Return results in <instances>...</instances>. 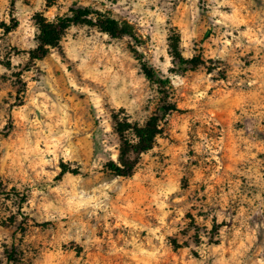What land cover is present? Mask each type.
<instances>
[{
    "label": "rangeland",
    "instance_id": "obj_1",
    "mask_svg": "<svg viewBox=\"0 0 264 264\" xmlns=\"http://www.w3.org/2000/svg\"><path fill=\"white\" fill-rule=\"evenodd\" d=\"M78 7L134 37L75 24L31 63ZM154 115L116 176L117 127ZM0 183V264H264V0H0Z\"/></svg>",
    "mask_w": 264,
    "mask_h": 264
},
{
    "label": "trees",
    "instance_id": "obj_2",
    "mask_svg": "<svg viewBox=\"0 0 264 264\" xmlns=\"http://www.w3.org/2000/svg\"><path fill=\"white\" fill-rule=\"evenodd\" d=\"M15 1V0H13ZM86 23L97 27L102 32L113 38L123 36H132V26L127 22H121L116 18L105 14L101 11L94 10L89 7L72 8L69 14L57 18L52 22H43L40 26V34L37 38L35 48L28 51L29 60L31 63L44 59L51 49L59 47L62 32L75 24ZM19 22L14 20L12 26L7 23H2L8 32L15 30ZM186 63H191L193 66L199 64V59L196 57L184 60ZM142 69L148 79L154 80L153 69L146 63H142ZM164 84L165 81H160ZM166 110H180L176 105L170 104L166 106ZM162 117L154 115L144 126H130L129 128L117 127V132L123 141L121 155L118 162L111 161L108 170L119 177H128L133 175L137 165L138 156L154 148L158 134L161 132ZM66 173L78 174L77 169H71L68 165H62L60 177ZM1 186V183H0Z\"/></svg>",
    "mask_w": 264,
    "mask_h": 264
}]
</instances>
